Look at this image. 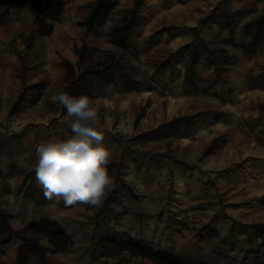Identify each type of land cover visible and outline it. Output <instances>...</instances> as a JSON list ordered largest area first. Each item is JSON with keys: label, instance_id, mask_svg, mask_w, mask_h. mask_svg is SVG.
<instances>
[{"label": "crops", "instance_id": "1", "mask_svg": "<svg viewBox=\"0 0 264 264\" xmlns=\"http://www.w3.org/2000/svg\"><path fill=\"white\" fill-rule=\"evenodd\" d=\"M96 1L70 0V7L53 22L49 33L33 34V26L20 20L0 22V142L9 141L8 147L0 149L6 161L1 166L3 172L13 165L24 171L32 170L36 158L34 145L72 135L64 119L66 110L51 103L50 97L60 91L69 92L71 74L77 76L86 68L111 63L112 58L120 63L118 69H124L132 84L123 85L122 71L108 68L105 74L82 81L77 92L69 94L90 97L102 135L112 138L134 135L136 119L143 108L145 114L139 128L201 113L174 137L167 138L182 154V159L194 166L192 183L211 180L210 195L193 197L190 201L211 202L217 209L221 205L226 214L242 220L244 225H264V144H259L260 140L264 142V116L260 111V106H264V39L249 54L240 46L251 41V35L245 33V24L264 12V0H229L228 11L236 20L232 37L219 21L202 23L222 0H140L137 24L130 31L125 49L115 43L117 36L111 32L128 15L136 0H116L104 25L92 31L79 28L78 23L89 13L87 5ZM4 8H0V13ZM196 38L209 49H223L233 61L223 79L210 85L208 81L215 66L205 60L212 56L204 52V59L196 65V72L204 82L202 93L190 92L184 63L157 69L169 55ZM84 46L87 50L80 63L78 51ZM91 46L98 50L90 49ZM244 73L247 79H243ZM18 99L17 110L10 114ZM50 119L57 120L54 132L43 126ZM218 137L222 138L218 147L201 162L202 153ZM108 149L115 162L114 155L120 154L119 150L116 146ZM202 169L209 176H200ZM182 186L178 183V187ZM11 197L8 202L15 200L20 204L24 200L23 193ZM2 212L12 214L7 209ZM46 216L60 219L56 213ZM39 217L34 212L18 218L12 216L9 222L16 230ZM14 219L26 221L14 226ZM258 237L262 241L258 250L264 260V234ZM20 243L15 238L0 245V264H15ZM177 243L175 249L163 250L179 254L180 242ZM249 256L250 262L246 264H258ZM118 257L142 261L126 252ZM55 259L53 264H84L74 263L64 253L55 255ZM143 262L153 264L148 260Z\"/></svg>", "mask_w": 264, "mask_h": 264}, {"label": "rangeland", "instance_id": "2", "mask_svg": "<svg viewBox=\"0 0 264 264\" xmlns=\"http://www.w3.org/2000/svg\"><path fill=\"white\" fill-rule=\"evenodd\" d=\"M69 2L70 0H64V9L70 7ZM5 20H20L27 26L32 25L33 34L48 33L50 31L49 26L52 27L53 22H55L45 14H41L38 18L29 3L5 7L0 13V22ZM79 23L78 27L81 26ZM198 45L201 47L200 44ZM90 49L98 50L94 46H91ZM212 61H214L213 58ZM110 62L104 63L107 69L121 70L118 69L120 67L118 61L114 62L111 58ZM176 62L184 63L186 75L188 54L181 55ZM176 62H170L169 65ZM232 62L227 55H221V58L217 60L219 67L211 63L215 66L214 75L208 83L213 85L222 80ZM121 71V79H123V82L120 80L121 83L126 86L132 84V81L125 77L124 69ZM87 76L82 80L83 82H87L92 77V75ZM247 78V74L244 73L243 79ZM196 80L198 85L196 90L186 84L191 93H202L204 82L198 74ZM19 103L20 101L17 100L10 112L12 110L15 112ZM260 111L263 117L264 111L261 108ZM140 114L142 118L145 114V108ZM200 116L201 113L187 115L174 118L161 125H146L145 128L144 126L139 128V120L137 132L132 136L124 135L112 138L104 135V146L107 148L116 146L120 154L114 155L116 161L112 163H115L116 167L109 170V175L114 179V184L99 207L77 204L65 208L62 201L55 200H47L45 205H39L37 195L35 201L33 194L25 193L27 185L31 183L30 179H24L22 174L16 172L17 167L13 165L9 171L4 172V175L0 177V211L7 209L8 212H12V216L17 218L19 215H30L34 212H36V217L46 216L47 213L59 215L60 219L57 221L72 236L73 245L55 255L67 254L74 259V263L146 264L143 260L137 262L118 256L93 260L91 253L97 238L103 234H111L133 236V238L143 240L147 244L152 243V246L162 250L163 248L173 249L177 246L175 244L180 242L177 253L186 264H195L201 261H207L210 264H246L250 262V254L254 260L253 263L262 264L264 260L261 259L262 255L258 250L262 241L255 234L254 229L249 225H244L242 220L234 219L226 214L221 205L217 209L211 202L193 203L190 201L193 197L209 196V188L212 186L211 180L207 178L201 183H197V181L195 184L192 183L194 166L182 159V154L178 152L177 148L172 147L171 143L167 142V138L174 137L193 119ZM108 134L111 133L108 132ZM221 141L222 138L218 137L210 144L215 142L213 151ZM8 144L9 141L3 140L0 142V149H5ZM259 144H264V142L260 140ZM204 157H201V162ZM34 162L36 164V158ZM5 163L6 161L4 157L2 158L0 151V166ZM200 176H209L207 170L202 169ZM14 179H19V182L14 181L11 184V180ZM32 182L36 183V189L40 187L35 178ZM178 183H182L184 186L178 187ZM199 184L200 188H197ZM22 193L24 194V202L22 201L20 204L15 200L8 202V198H12L11 196L16 198ZM211 212L213 213L209 217ZM11 215L9 214L10 217H12ZM24 221L26 220L14 219L13 225L18 226ZM192 233L194 234L192 235ZM43 243L46 244V241L44 240ZM55 255L52 256L53 263L56 261Z\"/></svg>", "mask_w": 264, "mask_h": 264}, {"label": "trees", "instance_id": "3", "mask_svg": "<svg viewBox=\"0 0 264 264\" xmlns=\"http://www.w3.org/2000/svg\"><path fill=\"white\" fill-rule=\"evenodd\" d=\"M228 2L229 0H222V4L216 6L211 15L204 19L202 23L213 20L219 21L228 29L229 35L232 37L234 33L233 26L236 20L235 15L228 11ZM24 3L30 4L32 11L36 13L38 18L41 14H45L52 21L59 19L64 11V0H0V8L19 6ZM115 6L116 0H97L94 3L87 5L89 13L79 25L85 27L87 31H92L96 27L104 25L109 13ZM139 6L140 0H136L134 7L129 11L128 15L123 18L120 24L115 25L112 29L111 34L117 36L115 43L121 48L125 49L127 47L126 40L130 35L131 29L137 24V11ZM49 28L51 30L52 27L49 26ZM245 33L251 35V41L247 45L240 46L246 54H249L254 50L255 45L264 39V12L245 24ZM198 44H200L201 47H199ZM86 50L87 48L84 46L78 51L80 63L84 58ZM204 52L207 53L208 56H212L214 61L211 62L212 58L209 57L205 58V60L216 64L218 67L220 65L217 64V60L221 58V55L225 56V51L223 49H209L202 40H197L196 38L194 42L184 44L177 51L169 55L160 63V66L157 69L159 70V68L166 67L170 62L178 61L181 55L187 53L188 64L186 67L185 80L190 88L196 90L198 88L196 80V65L204 59ZM66 66L68 69H71L69 63H66ZM106 70L107 68L104 64H99L82 70L77 76L71 74L68 77L71 87L68 94H75L79 89L82 80L87 75L101 76L106 73ZM260 108L264 111L263 106ZM10 113L13 114L14 111L12 110ZM140 118L141 114L137 116L136 124L139 122ZM176 121L178 120L176 119ZM214 143L206 148L201 157H204L213 151ZM113 167H116L115 163H111L108 166L109 170ZM16 172L22 174L24 179L29 178L31 181L30 185H27L25 193L33 194L32 196H34L35 201L37 195L39 205H45L47 199L44 197L43 189L41 187L36 189V183L32 182L34 178L36 179L35 168L29 171L16 168ZM3 175L4 172L0 166V177ZM10 218L9 214L0 211V245L7 244L15 238L21 241L16 249L15 264H53V255L58 252H63L73 245L72 236L65 230L62 224L55 219L42 216L36 220L33 219L29 221L21 229L15 230L9 222ZM250 227L254 229L255 234H264V225H253ZM44 240L46 241V244L43 243ZM124 252L128 253L131 258L148 260L153 264H186L179 254L156 248L147 244L143 240L131 236H117L111 234H103L97 238L91 257L93 260L97 261L101 258L118 256ZM195 264L210 263L207 261H201Z\"/></svg>", "mask_w": 264, "mask_h": 264}, {"label": "clouds", "instance_id": "4", "mask_svg": "<svg viewBox=\"0 0 264 264\" xmlns=\"http://www.w3.org/2000/svg\"><path fill=\"white\" fill-rule=\"evenodd\" d=\"M50 101L66 110L64 119L72 135L34 145L36 181L45 199L62 201L65 208L99 207L114 179L108 168L112 152L103 144L93 101L88 95L71 96L64 91L53 94Z\"/></svg>", "mask_w": 264, "mask_h": 264}, {"label": "built area", "instance_id": "5", "mask_svg": "<svg viewBox=\"0 0 264 264\" xmlns=\"http://www.w3.org/2000/svg\"><path fill=\"white\" fill-rule=\"evenodd\" d=\"M69 4H70V2H69ZM43 126H44L45 128H47L48 130L54 132V131L57 129V126H58V124H57V120H55V119H50V120H48V121H45V122L43 123Z\"/></svg>", "mask_w": 264, "mask_h": 264}]
</instances>
